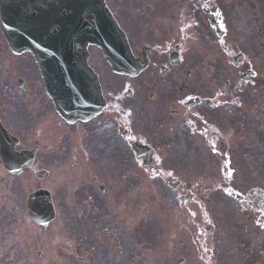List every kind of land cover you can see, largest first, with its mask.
Returning <instances> with one entry per match:
<instances>
[{"label":"flooded vegetation","instance_id":"flooded-vegetation-1","mask_svg":"<svg viewBox=\"0 0 264 264\" xmlns=\"http://www.w3.org/2000/svg\"><path fill=\"white\" fill-rule=\"evenodd\" d=\"M145 6L146 36L132 30L127 38L146 69L118 80L96 72L103 108L84 121L58 114L40 92L32 57L9 49L0 22V264H99L88 253L66 259L65 250L78 233L83 248L97 245L102 222L118 220L120 208L134 218L137 187L144 196L164 187L181 205L172 213L184 229L174 235L177 246L183 241L194 252L219 244L207 264H264V191L231 188L243 183L234 169L247 176L243 139L264 136V0ZM207 185L236 201L240 217L228 207L205 237L198 220L211 219L206 209L221 198L202 192ZM40 190L49 192L54 214L46 228L28 209ZM79 216L89 230L70 235L67 221Z\"/></svg>","mask_w":264,"mask_h":264},{"label":"rangeland","instance_id":"rangeland-1","mask_svg":"<svg viewBox=\"0 0 264 264\" xmlns=\"http://www.w3.org/2000/svg\"><path fill=\"white\" fill-rule=\"evenodd\" d=\"M116 1H119L120 5L116 6V4H112V9L117 13L118 18L126 30L128 32L135 30L134 34L138 31L141 37L146 36L147 28L144 21L147 16L143 15V13L146 8L145 4L149 3V0H135L132 2L133 7L129 4V0ZM93 59L98 61V55H93ZM99 62H102V65H96L92 60L95 68L98 70L100 69L99 71L101 73H103L102 70H104V74H109L110 76L107 66L104 65L105 63L101 57L99 58ZM40 92L42 93V90H40ZM261 132L262 131H260V133ZM260 137L263 140L264 146V136ZM256 138L257 135L248 133L245 139H243L247 142V145L245 147L243 145L241 146L245 151L239 153L244 157L246 155L250 160L249 167L246 163L240 162V166L248 168L249 171H246L247 176L242 172L241 174L236 173V169H234L233 173V179L236 174L237 178L234 180H239L243 183L242 188L240 184L237 183H234L233 186L235 187L231 186V188L243 195L245 191L250 189H260L264 191V149H262L260 145V142H262L261 139L257 138V140ZM233 179L232 181H234ZM225 182L226 181H222L221 184ZM158 190V193L149 192L147 193V196H144L146 188L137 187L134 218L131 219L129 216L127 217L122 213V209L120 208L118 220H115L117 216L114 215L113 219L107 216L102 222V231H100L95 238V241L100 244L97 243V245L94 244L93 246L89 245L88 248L90 250H88L87 248L82 247L81 236L77 235L74 238L76 241H71V247L65 250L66 259L69 258L72 261H77L84 255V253H88L91 256V259L99 264H150V262L152 264H164L165 260H170L172 262L170 264H175L178 259H184L186 264H207L205 261H209L211 257L216 259L222 248L219 244H216V247L211 246V248H209V245L199 247L194 252L187 250L182 244L183 241H181L178 246L175 244L177 237L174 235L177 234V232H184V229L180 225V221L176 219L172 213L177 212L181 206L177 204L169 190L164 187L161 189L158 188ZM201 190L211 196L214 191H217L221 196V198L214 201V203L211 201V207L206 210L211 219H209L208 215L202 214L201 219L198 220L201 227L200 231L203 236L206 237L203 228L210 225V223H214L212 219L213 217H217L220 222V213L224 214L230 205V211L228 210L226 213L230 214L234 212L237 213V215L234 216L240 217V215H238V212H240L239 204L233 199H225L222 194L223 189H221L220 186L216 189L207 185ZM197 202L195 208L201 211L202 205H205L206 202L201 197L197 199ZM144 222L148 224L145 229L147 232L138 228V225L141 227V224ZM87 224L88 222L80 216L69 218L67 221L69 234L73 235L76 230L83 228V225L86 230H89ZM213 226L215 227L214 224ZM135 227L136 229L134 230ZM155 227L157 228L155 229ZM151 228H154V231L151 230ZM223 232L224 230L218 229L216 231V233ZM152 234L159 235L158 237H155L156 242H154ZM220 261L222 262L219 263ZM219 262V264H225L223 260H219Z\"/></svg>","mask_w":264,"mask_h":264},{"label":"water","instance_id":"water-1","mask_svg":"<svg viewBox=\"0 0 264 264\" xmlns=\"http://www.w3.org/2000/svg\"><path fill=\"white\" fill-rule=\"evenodd\" d=\"M3 8L13 49L34 56L53 103H102L86 64L88 45L101 49L114 72L133 66L125 37L103 0H9L0 2ZM48 215L47 209L40 211V218Z\"/></svg>","mask_w":264,"mask_h":264}]
</instances>
